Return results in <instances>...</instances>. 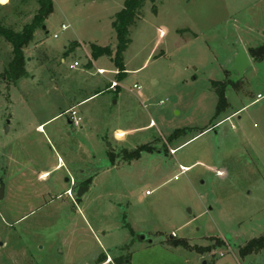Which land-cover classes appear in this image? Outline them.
<instances>
[{
    "label": "rangeland",
    "instance_id": "rangeland-1",
    "mask_svg": "<svg viewBox=\"0 0 264 264\" xmlns=\"http://www.w3.org/2000/svg\"><path fill=\"white\" fill-rule=\"evenodd\" d=\"M122 6L53 0L14 85L0 38V264H264V249L239 253L264 236V59L249 53L264 0L146 1L118 77L91 52L115 48ZM38 7L0 0V23L21 31ZM238 47L252 60L215 115Z\"/></svg>",
    "mask_w": 264,
    "mask_h": 264
},
{
    "label": "trees",
    "instance_id": "trees-1",
    "mask_svg": "<svg viewBox=\"0 0 264 264\" xmlns=\"http://www.w3.org/2000/svg\"><path fill=\"white\" fill-rule=\"evenodd\" d=\"M146 1L153 2L154 0H123V7L115 13L112 20V28L116 35V45L114 49H111L109 46L102 47L95 44L92 45V58L96 59L99 56L109 55L114 67L117 69L116 74H119L118 77H122L126 74L123 52L130 43V27L139 17L140 10ZM37 2L39 7L32 18V22L24 25L21 31H15L0 23V38L11 45V59L2 72V79H4L6 86L9 84L14 85L20 78L27 76L28 73L25 67L26 58L23 49L33 40L35 29L44 24L45 19L53 10V0H37ZM249 53L255 61L263 60L264 43L255 47H250ZM230 83L232 82L229 78L214 82L218 96L215 115H218L229 106L225 97V89ZM143 148L144 147H141L140 149ZM138 156L139 154L136 153L135 158ZM172 243L174 245H181L185 248L188 247L183 240L174 239ZM261 249H264V236L249 240L244 246L239 248V253L241 256H245Z\"/></svg>",
    "mask_w": 264,
    "mask_h": 264
},
{
    "label": "water",
    "instance_id": "water-1",
    "mask_svg": "<svg viewBox=\"0 0 264 264\" xmlns=\"http://www.w3.org/2000/svg\"><path fill=\"white\" fill-rule=\"evenodd\" d=\"M250 62H251L250 57L247 54L246 50L243 47H238V50L234 58L233 65L231 67L232 74L230 75L229 79L231 78H234L235 80L241 79L243 77L245 69L250 65ZM67 123L69 125H72L71 119H67ZM74 129L75 128L72 127V130ZM85 190H88V186H79L76 192L77 197H80L84 193ZM3 191H4V183L3 181L0 180V200L3 197ZM138 238L148 243L152 241L150 238H146L144 235H139Z\"/></svg>",
    "mask_w": 264,
    "mask_h": 264
},
{
    "label": "built area",
    "instance_id": "built-area-1",
    "mask_svg": "<svg viewBox=\"0 0 264 264\" xmlns=\"http://www.w3.org/2000/svg\"><path fill=\"white\" fill-rule=\"evenodd\" d=\"M67 26L66 25H64V24H62L61 25V29H65ZM58 35L56 34V33H54L53 34V37L54 38H56ZM79 65V63H78V61H74L72 64H70L69 65V67L70 68H73V67H76V66H78ZM116 73H117V71H116ZM111 83H113V84H116V82H114L113 80H112V82ZM134 88H137V89H139L140 88V86L139 85H137V84H134V86H133ZM260 97V95L258 94L257 95V98H259ZM70 119H71V121H72V124L75 126V127H77V126H79L80 124H81V122H82V118L77 114V112L75 111V110H73V109H71V111H70ZM172 152H174V151H172ZM177 177V175L175 176V178ZM175 234L173 233V236H174ZM222 255V254H221Z\"/></svg>",
    "mask_w": 264,
    "mask_h": 264
},
{
    "label": "crops",
    "instance_id": "crops-1",
    "mask_svg": "<svg viewBox=\"0 0 264 264\" xmlns=\"http://www.w3.org/2000/svg\"><path fill=\"white\" fill-rule=\"evenodd\" d=\"M123 7V6H122ZM114 45H115V43H114ZM247 52V51H246ZM252 59L250 58V61H251ZM254 60V59H253ZM232 62H234V60L232 59ZM117 71V70H116ZM93 95V94H92ZM89 97H91V96H89ZM254 101H257V99H255ZM243 108V107H242ZM241 108V109H242ZM240 111V109H238V110H235V111H233V112H231L227 117H232L233 115H235V114H237L238 112ZM68 119H70V117L68 118ZM73 125V124H72ZM74 126V125H73ZM75 127V126H74Z\"/></svg>",
    "mask_w": 264,
    "mask_h": 264
}]
</instances>
